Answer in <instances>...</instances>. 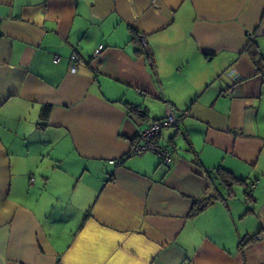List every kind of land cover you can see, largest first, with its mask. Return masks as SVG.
<instances>
[{
    "label": "crops",
    "instance_id": "obj_1",
    "mask_svg": "<svg viewBox=\"0 0 264 264\" xmlns=\"http://www.w3.org/2000/svg\"><path fill=\"white\" fill-rule=\"evenodd\" d=\"M252 43L264 58V0H0V264H264ZM167 104L188 112L158 135L171 164L127 155ZM218 167L252 199L236 184L189 215L226 195Z\"/></svg>",
    "mask_w": 264,
    "mask_h": 264
},
{
    "label": "built area",
    "instance_id": "obj_2",
    "mask_svg": "<svg viewBox=\"0 0 264 264\" xmlns=\"http://www.w3.org/2000/svg\"><path fill=\"white\" fill-rule=\"evenodd\" d=\"M249 36H252V34H249ZM139 40L143 52L150 59L148 43L145 37L143 35H140ZM101 49L102 45H98L95 53L99 52ZM74 58L75 54H72L71 61ZM53 61H58V58L54 56ZM70 67L72 71L75 70V67L73 65H70ZM221 78L225 80L227 84V88L225 89L224 94L227 96H232L235 91V85L240 79L238 70L234 66H232L222 73ZM186 115H188L187 111H183L179 115L175 114L173 109L167 104L165 117L152 122L147 127L140 129L137 133L136 138L131 144V148L128 154L140 155L148 151L154 152L159 156L162 164L166 166L170 165L172 160V147L169 145L161 144L158 135L161 132V129L178 124L179 121ZM109 162L114 163L115 161L110 160ZM33 179L34 178L32 177L31 181H33Z\"/></svg>",
    "mask_w": 264,
    "mask_h": 264
},
{
    "label": "trees",
    "instance_id": "obj_3",
    "mask_svg": "<svg viewBox=\"0 0 264 264\" xmlns=\"http://www.w3.org/2000/svg\"><path fill=\"white\" fill-rule=\"evenodd\" d=\"M137 40H138V43H139L138 36H137ZM250 46H251L250 53H251L252 58L255 60V62L258 64L259 67L264 68V58H262L259 50L257 49V46H255V43L254 44L252 43ZM139 50L140 51L142 50L141 46H140ZM127 107H128V111L130 113L136 114V115L139 114L140 110L136 106L128 105ZM47 112H48V106H45L44 110H43V118L44 119L47 117ZM136 136H137V134H136ZM136 136H135V138H136ZM134 139H133V141H134ZM133 141H132V143H133ZM127 155H129V154H127ZM216 172H217V175H218L220 181L226 187V190H227L226 195L224 197L222 195H220V194L204 195V196H202L200 198L195 199L193 204H192V207H191L189 215H191V216L195 215L196 213L201 211L205 206L209 205L210 202L213 201V200H216L218 198L224 199L225 197L232 196L233 195L232 187L234 185H236V184L242 185V186L245 185L244 184V180L239 179L236 176H234L231 171H228V170H226V169H224L222 167H218L216 169ZM243 193H244V196H245L246 199H252L251 196H250V193L248 191V186H244V192ZM253 237L254 236H252L251 238L245 240L244 244L249 242V241L254 240Z\"/></svg>",
    "mask_w": 264,
    "mask_h": 264
},
{
    "label": "rangeland",
    "instance_id": "obj_4",
    "mask_svg": "<svg viewBox=\"0 0 264 264\" xmlns=\"http://www.w3.org/2000/svg\"><path fill=\"white\" fill-rule=\"evenodd\" d=\"M80 186H81L80 184L77 186V191L80 190Z\"/></svg>",
    "mask_w": 264,
    "mask_h": 264
}]
</instances>
